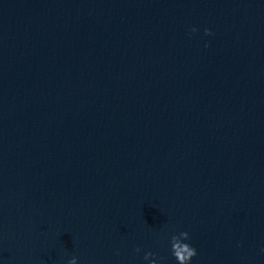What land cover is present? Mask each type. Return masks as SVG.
Segmentation results:
<instances>
[{
    "label": "water",
    "instance_id": "1",
    "mask_svg": "<svg viewBox=\"0 0 264 264\" xmlns=\"http://www.w3.org/2000/svg\"><path fill=\"white\" fill-rule=\"evenodd\" d=\"M180 231L264 264V0H0V264H177Z\"/></svg>",
    "mask_w": 264,
    "mask_h": 264
},
{
    "label": "clouds",
    "instance_id": "2",
    "mask_svg": "<svg viewBox=\"0 0 264 264\" xmlns=\"http://www.w3.org/2000/svg\"><path fill=\"white\" fill-rule=\"evenodd\" d=\"M191 31L194 33L197 31L195 27L191 29ZM205 35H211L212 32L210 29L205 28L204 29ZM208 45L206 44L205 47ZM190 239V235L188 231H180L177 234H173L171 236V252L174 258L177 261V264H191V260L194 256L197 255V249L192 246L190 243H187ZM141 251L140 247L137 246L135 248V252L139 253ZM261 251H264V249H261ZM119 254V253H117ZM156 256V253L154 252H146L144 254V260L149 261V264H158L156 259H149L150 257ZM161 260L164 258L161 257ZM78 257L76 255H73L70 260H68L67 264H77Z\"/></svg>",
    "mask_w": 264,
    "mask_h": 264
}]
</instances>
